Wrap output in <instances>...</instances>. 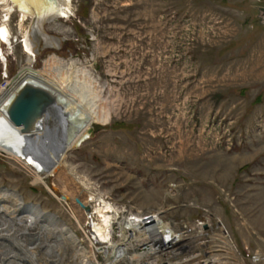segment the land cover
I'll list each match as a JSON object with an SVG mask.
<instances>
[{
    "label": "rangeland",
    "instance_id": "obj_1",
    "mask_svg": "<svg viewBox=\"0 0 264 264\" xmlns=\"http://www.w3.org/2000/svg\"><path fill=\"white\" fill-rule=\"evenodd\" d=\"M260 7L264 0H68L69 16L45 15L38 23L0 0V27L9 31L8 41L0 42V85L26 65V41L35 68L69 78L70 88L104 118L48 177L0 150V188L59 216L79 241L78 225L87 218L75 199L84 203L94 191L117 206L161 209L170 220L194 221L206 213L228 231V250L218 254L224 264H264ZM60 132L59 124H50L37 147L55 145ZM0 200L11 210L12 198ZM1 229L23 240L22 228L5 216ZM30 233L31 246L56 243ZM0 243V264L26 257L11 240ZM218 243L212 240L213 249ZM57 245L48 257L39 247L32 250L34 264H102L87 241H80L82 251L67 239Z\"/></svg>",
    "mask_w": 264,
    "mask_h": 264
},
{
    "label": "bare ground",
    "instance_id": "obj_2",
    "mask_svg": "<svg viewBox=\"0 0 264 264\" xmlns=\"http://www.w3.org/2000/svg\"><path fill=\"white\" fill-rule=\"evenodd\" d=\"M10 1L19 8L23 18L25 16H30L34 20L38 18V23L43 21L45 15L51 16L54 14L57 16L67 17L71 14V11L68 9V0H57L58 4H54V0ZM8 36L9 31L7 27L2 25L0 27V42L2 40L5 42L8 41ZM51 43L52 41H50L47 37L46 44ZM25 48L28 52L26 65L19 70L17 75L10 78V80L5 77V84L3 86L0 85V150L4 153L19 156L20 159L25 160L28 164H33L32 166H35L37 169L44 170L45 176L48 177L60 167L67 151L81 143V139L86 136L87 130L91 124L95 122L99 123L103 121L104 118L101 117L102 115H100V110L96 108L94 104L84 101V99L77 95L76 91L74 92L70 88L71 83L69 78L61 77L54 79L48 76L44 69L35 68L33 65L35 56L26 41ZM0 58H3L1 49ZM23 83H28L47 90L54 98V106L59 113L58 115H54L50 112L47 113L46 116L36 122L32 129L25 132H22L21 127L13 125L7 116L9 101L15 96L19 86ZM53 123L59 124V130L61 131L58 134V142H55V145L53 146H47L49 144L46 143L45 146L43 145L42 147L40 145L41 147L38 148L37 141L43 139L45 140L44 137H46V128ZM57 128L58 127L54 129ZM41 180L43 179L41 178ZM51 191H53L52 188ZM0 195L13 199L11 202V210H8L7 204L2 203L0 200V216H5L8 221L20 226L24 232L22 240L17 236V232L12 233L11 230L6 229L0 230V240H11L12 247L21 253L23 251L26 256H20V264H34L37 253L32 252V250L38 249L37 247H39V251L45 257H48V255L50 256V254H54V246H58L57 244H60L63 239H67V241L69 240L70 243L73 242L74 245L82 251L80 241L75 232L68 225H66L59 218V216L54 213L41 210L37 204L24 203L21 196L16 191L7 188H0ZM67 200H69L68 196L67 199L63 201L66 203ZM110 207L111 206H109V208ZM109 208L107 206V208L103 210H108ZM103 210H100L99 214H101ZM92 216V213H89V217L91 218ZM110 218H112L111 221L113 222V220L116 219V216L115 218L110 216ZM111 221H109L110 224ZM104 222L108 223L106 220H104ZM129 222L130 226L136 225L133 224V220H130ZM160 224L159 228H167L171 230L169 224ZM92 225L94 226L96 232H101L102 225L100 222H93ZM32 229L37 231L36 234L40 240H44V238L47 239L51 236L55 239L56 243L53 244V240H51L52 243L44 244L38 242L31 246L30 230ZM124 232L125 231H123V235ZM4 256L5 254H3L2 259H4ZM83 264L98 263H93L89 261V259H84Z\"/></svg>",
    "mask_w": 264,
    "mask_h": 264
},
{
    "label": "built area",
    "instance_id": "obj_3",
    "mask_svg": "<svg viewBox=\"0 0 264 264\" xmlns=\"http://www.w3.org/2000/svg\"><path fill=\"white\" fill-rule=\"evenodd\" d=\"M84 204L93 216L90 218L82 209L87 218L83 227L72 211L71 216L82 232L80 241L90 243L92 256L101 258L102 264H224V257L218 254L228 250V231L222 224H213L206 213L194 221L165 219L161 209L142 211L129 204L117 206L111 197L97 191L90 192ZM107 206L111 207L103 210ZM110 216L116 219L112 222ZM130 220L136 225L130 226ZM96 221L102 225L100 233L92 225ZM160 223L169 224L171 230L159 228ZM213 239L219 241L215 249Z\"/></svg>",
    "mask_w": 264,
    "mask_h": 264
},
{
    "label": "water",
    "instance_id": "obj_4",
    "mask_svg": "<svg viewBox=\"0 0 264 264\" xmlns=\"http://www.w3.org/2000/svg\"><path fill=\"white\" fill-rule=\"evenodd\" d=\"M260 11L264 16V7H260ZM54 103V98L47 90L23 83L19 86L15 96L9 101L7 116L13 125L21 127L22 132H25L32 129L37 121L46 116L51 110H54L56 108ZM101 126L102 124L98 122L91 124L81 142L100 130ZM52 189L60 195L62 200L67 199V196L58 192L56 187L52 186ZM75 201L86 213L90 212V207L84 205L80 199L76 198Z\"/></svg>",
    "mask_w": 264,
    "mask_h": 264
}]
</instances>
